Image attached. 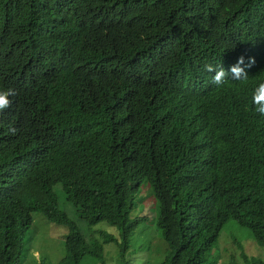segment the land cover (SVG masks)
Listing matches in <instances>:
<instances>
[{"label": "trees", "instance_id": "1", "mask_svg": "<svg viewBox=\"0 0 264 264\" xmlns=\"http://www.w3.org/2000/svg\"><path fill=\"white\" fill-rule=\"evenodd\" d=\"M241 56L255 59L248 80L215 85L205 66ZM260 83L264 0H0V90L17 93L0 113V264L22 263L36 212L69 228L59 264H107L105 242L125 254L143 181L160 201L161 264H207L230 219L264 248ZM58 184L122 242H89Z\"/></svg>", "mask_w": 264, "mask_h": 264}, {"label": "rangeland", "instance_id": "2", "mask_svg": "<svg viewBox=\"0 0 264 264\" xmlns=\"http://www.w3.org/2000/svg\"><path fill=\"white\" fill-rule=\"evenodd\" d=\"M59 207L67 213L80 232L89 242L102 241L104 235H111L122 242V231L117 225L101 221L89 225L86 219L80 218L74 205L65 200L60 184L56 185ZM160 201L153 193L148 181H143L136 196L135 207L131 219H139L133 223V236L128 252L124 254L122 247L114 242L104 243L107 264H161L166 259L169 246L158 228ZM69 228L64 223L54 222L42 213L33 215V225L27 234V241L21 264H59L65 257V236ZM255 259L264 261V248L255 240L251 231L235 219H230L220 232L217 245L208 256V263L213 264H252ZM81 264H100L89 257Z\"/></svg>", "mask_w": 264, "mask_h": 264}, {"label": "clouds", "instance_id": "3", "mask_svg": "<svg viewBox=\"0 0 264 264\" xmlns=\"http://www.w3.org/2000/svg\"><path fill=\"white\" fill-rule=\"evenodd\" d=\"M255 64L254 58H249L248 63L245 64V57L241 56L235 65L230 67L229 70H225L223 67L214 68L212 65H206V71L210 73H215L212 77V82L219 86L227 83L228 77L232 80L247 81L248 73L245 68H251ZM17 93L14 89L0 90V113H3L8 109L12 100L10 97L15 96ZM252 102L255 105V112L264 115V83H260L254 90L252 96ZM9 131L15 134L14 128H9Z\"/></svg>", "mask_w": 264, "mask_h": 264}]
</instances>
